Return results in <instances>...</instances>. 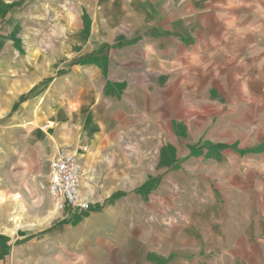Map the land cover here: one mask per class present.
I'll return each mask as SVG.
<instances>
[{
	"label": "crops",
	"instance_id": "obj_1",
	"mask_svg": "<svg viewBox=\"0 0 264 264\" xmlns=\"http://www.w3.org/2000/svg\"><path fill=\"white\" fill-rule=\"evenodd\" d=\"M95 1L102 19L86 26L80 45V56H91L66 68L79 106L40 115L18 99V110L0 118V168L22 185L15 191L28 193L47 221L78 213L57 212L41 187L64 149L79 158L81 191L96 203L89 211L103 210L94 154L138 143L159 146L157 160L207 151L215 182L193 187L205 197L190 217L133 224L112 210L102 226L82 224L91 213L79 232L53 222L32 235H60L73 264H264V0Z\"/></svg>",
	"mask_w": 264,
	"mask_h": 264
},
{
	"label": "rangeland",
	"instance_id": "obj_2",
	"mask_svg": "<svg viewBox=\"0 0 264 264\" xmlns=\"http://www.w3.org/2000/svg\"><path fill=\"white\" fill-rule=\"evenodd\" d=\"M101 11L95 0H0L1 119L16 112L17 100L25 96L21 104L38 109L40 115L49 106L55 110L79 106L77 91L66 80L70 73L66 68L78 67L91 56H80L83 31L102 19ZM13 94H17L15 99ZM130 139L138 141L137 132L131 133ZM158 147L144 143L101 146L93 163L100 174L98 184L107 189L98 195L106 196L108 205L103 204V210L72 214L68 221L58 214L50 221L40 218L44 214L33 206L30 195L16 192L22 185L13 181L6 168H0V244H10L3 252L0 249V264H73L75 258L60 235H32L53 222L71 226L75 233L81 219L91 213L96 215L82 221L85 227L112 222V210L134 218L133 224L137 220L165 224L195 214L193 203L205 194L193 187L215 182L207 151L190 147L182 158L157 160ZM165 147L162 152L170 154L172 146ZM175 169H183L185 176ZM118 184L125 187V193L111 192ZM124 195L132 197L113 208L111 204ZM139 196H145V203L137 205Z\"/></svg>",
	"mask_w": 264,
	"mask_h": 264
},
{
	"label": "built area",
	"instance_id": "obj_3",
	"mask_svg": "<svg viewBox=\"0 0 264 264\" xmlns=\"http://www.w3.org/2000/svg\"><path fill=\"white\" fill-rule=\"evenodd\" d=\"M82 172L78 156L64 149L50 160L48 179L41 187L47 189L58 210L80 213L96 206L95 201L81 191Z\"/></svg>",
	"mask_w": 264,
	"mask_h": 264
},
{
	"label": "trees",
	"instance_id": "obj_4",
	"mask_svg": "<svg viewBox=\"0 0 264 264\" xmlns=\"http://www.w3.org/2000/svg\"><path fill=\"white\" fill-rule=\"evenodd\" d=\"M25 98H26V97L20 98L19 101H18V103L24 101ZM0 239L3 240V238H1V237H0ZM9 246H10V244L5 242V244H0V249H1V251L3 252L4 249L8 248Z\"/></svg>",
	"mask_w": 264,
	"mask_h": 264
}]
</instances>
